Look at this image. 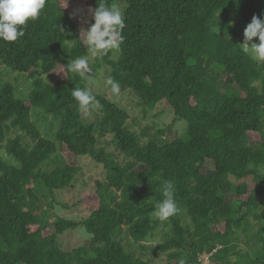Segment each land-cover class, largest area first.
I'll return each instance as SVG.
<instances>
[{
    "label": "trees",
    "instance_id": "trees-1",
    "mask_svg": "<svg viewBox=\"0 0 264 264\" xmlns=\"http://www.w3.org/2000/svg\"><path fill=\"white\" fill-rule=\"evenodd\" d=\"M89 1L92 10L126 5L120 54L102 57L109 77L146 109L171 108L185 131L171 141L165 129L134 130L128 112L71 71L88 46L64 1L47 0L21 39L0 40V64L32 82L28 98L16 99L0 72V146L17 162L0 158V264H151L116 236L127 229L140 248L156 251L145 243L159 224L152 213L166 182L179 208L159 246L168 264H202L204 253H213L210 264H223L233 250L242 263L264 264V64L241 51L239 35L254 15L264 18V0ZM75 87L89 88L100 107L85 116L71 95ZM35 110L57 120L54 139L33 122ZM251 133L260 140L249 143ZM102 139L115 151L100 146ZM60 145L106 171L94 182L95 206L81 222H48L34 186L74 188L82 168L59 155ZM54 158L61 165L44 171ZM80 226L92 236L89 246L64 249L61 238Z\"/></svg>",
    "mask_w": 264,
    "mask_h": 264
},
{
    "label": "rangeland",
    "instance_id": "rangeland-1",
    "mask_svg": "<svg viewBox=\"0 0 264 264\" xmlns=\"http://www.w3.org/2000/svg\"><path fill=\"white\" fill-rule=\"evenodd\" d=\"M63 1L70 14L78 22L79 27L81 28L83 41L86 44L85 33L83 31L87 30L90 27L91 23H94V19L91 14L92 7L90 5V1ZM115 5L120 8L124 16L126 5L118 1L115 2ZM245 28V26H241L239 29L241 44L244 40L243 33ZM254 40H256V38H254ZM119 54V50L112 51V58L116 59ZM86 57L90 60L92 72L95 69L97 70V74L93 75L91 73L92 80L88 81L89 88L104 96H108L122 109L128 112L136 121L137 126H134V130L139 132L142 129L149 128L152 130V133H155L157 129H165L167 131V137L171 141L177 140L183 135L186 124L176 118L175 113L171 108L165 105H160L155 110H148L142 105L139 98L131 90L124 89L122 86H120V93L118 95H113L110 91V87L106 85V79L109 77L111 68L104 63L103 58H92L89 52ZM0 72L2 74V79L4 81L10 82L13 85L14 96L16 99L28 98L29 92L32 89L31 81L26 79L22 74L9 71L1 64ZM44 78L51 84L56 83L55 79H50L47 76H44ZM32 118L33 122L40 128L45 137L54 139L55 133L58 129V122L54 117L45 115L40 110H35L32 112ZM15 135L16 131H12L8 134L9 137H14ZM259 140V134L251 133L248 135L249 143H256ZM99 144L100 146H105L108 150L115 151L114 147H111L109 145L106 146L105 139H102ZM59 155L65 157V160L69 163H76L81 166L82 173L78 176L74 184V188L71 190L50 192L45 188L42 182L34 183V186L40 192L43 215L50 223L57 222L60 217H67L81 222L82 220L87 218L92 208L95 206L94 182L96 180H104L106 178V171L102 165L95 162L91 157L85 156L75 158L71 155H68L63 145L59 146ZM0 158L12 164L17 163L13 157L8 155L3 145L0 146ZM59 165H61V162L57 158H54L53 160L43 164L42 169L44 171L51 172ZM206 167H210V163H208ZM261 171L262 173H264V168ZM253 179V177H250L241 181H236L232 178V180L237 183H241L244 181L252 182ZM229 197V199L236 198L234 195H230ZM168 222L169 219H167L166 221L159 220L157 229L155 230L153 235H150L147 238V242L145 244L154 247L156 251L153 253L148 249L140 248L139 244L134 242L130 238L127 229H124L121 233H119L116 236V240L121 242L129 252L143 258L151 264H168L166 254L159 251V246L165 243L167 235L171 234L170 228L168 227ZM91 239L92 236L86 231L83 226H80L75 230L66 232L65 235L61 238V242L63 243L64 249L72 250L76 246H89ZM241 246L242 248L248 249L246 239L244 237L241 238ZM234 252L235 250H233L227 256L223 264H226L227 261L240 260V257ZM240 263L245 264L242 262Z\"/></svg>",
    "mask_w": 264,
    "mask_h": 264
},
{
    "label": "clouds",
    "instance_id": "clouds-1",
    "mask_svg": "<svg viewBox=\"0 0 264 264\" xmlns=\"http://www.w3.org/2000/svg\"><path fill=\"white\" fill-rule=\"evenodd\" d=\"M46 2L47 0H0V40L11 43L21 39L25 35L27 22L39 17ZM91 14L94 23L83 31L90 56L102 58L109 52L119 50L124 41L122 33L126 27L120 8L115 4L109 6L101 3ZM243 35L241 51L258 64H264V18L254 15ZM68 67L83 80H92V68L87 57L76 59ZM106 85L110 87L113 95H118L121 91L119 83L111 77L106 79ZM71 95L85 116L89 115L92 109L100 107V102L87 87H75ZM163 195L164 199L155 205L152 213L153 217L160 221H166L179 212L170 182L165 183Z\"/></svg>",
    "mask_w": 264,
    "mask_h": 264
},
{
    "label": "built area",
    "instance_id": "built-area-1",
    "mask_svg": "<svg viewBox=\"0 0 264 264\" xmlns=\"http://www.w3.org/2000/svg\"><path fill=\"white\" fill-rule=\"evenodd\" d=\"M213 253H204L202 256H201V258H200V262L202 263V264H210V262H211V255H212Z\"/></svg>",
    "mask_w": 264,
    "mask_h": 264
}]
</instances>
